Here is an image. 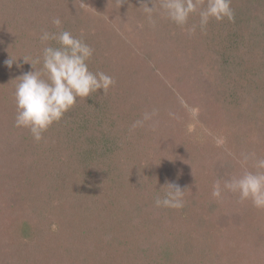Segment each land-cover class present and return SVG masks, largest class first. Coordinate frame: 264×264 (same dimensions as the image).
Returning <instances> with one entry per match:
<instances>
[{"label": "rangeland", "instance_id": "obj_1", "mask_svg": "<svg viewBox=\"0 0 264 264\" xmlns=\"http://www.w3.org/2000/svg\"><path fill=\"white\" fill-rule=\"evenodd\" d=\"M17 1L10 2L12 10L7 12L11 14L4 17L3 7L8 10L5 5L9 1L0 0V104L5 96L14 97L19 82L16 79L32 70L31 64L23 60L25 53L29 54L25 45L30 46L33 56L39 49L42 51L44 44L39 37L43 30L52 32L56 28L52 23L56 17L61 19L62 26L65 23L72 26L67 30L73 36L92 39L91 46L94 50L98 48L103 56L99 62L114 61L136 71L133 84L126 82L120 72V84L127 85L132 100L145 87L152 92L150 99L155 103L157 114L140 129H132L130 125V141L134 144L125 150L129 168L127 172L119 171L122 178L126 176L129 180L127 184L123 182V191L111 189L119 198L127 196L126 203H131L130 197L137 192L148 196L151 202L145 208L150 217L146 222L150 224L145 227L137 221L136 235L119 243L115 238L111 241L115 234L109 228V219L114 210L107 206L106 196L108 193H111L109 198L115 196L109 191L110 182L88 177L89 186L75 184L71 189L70 183L75 182L72 178L65 187L61 184L63 181H58L55 174L59 179L65 175L62 162L64 156L71 154L66 143L71 136L54 123L40 142L31 133L27 138H18L16 141L22 147H13L7 139L0 138V264H264V210L253 207L250 201L239 202L238 196L230 192H225L222 200L211 195L216 180L224 181L243 171L238 163L242 153L256 152L264 156V128H261L263 133H258L250 123L251 118L242 121L239 117V108L249 100L248 95H236L234 107L227 98L235 82L238 86L249 83L248 78L258 63L253 59L251 63H243V70L225 79L211 76L208 62L210 53H216L215 47L207 46L208 42L197 44L196 34L189 35L161 15L155 17L156 27H151L142 9L147 0H76L66 3L62 15L46 11L52 0ZM152 2L149 7L154 3L159 7V0ZM231 2L235 14L241 15L240 1ZM252 2H255L249 11L252 16L264 17V0ZM201 4H206V0H201ZM41 11L46 12L43 15ZM206 30H210V22ZM209 33L205 40L214 36H208ZM18 35L16 43L14 37ZM11 57L15 61L9 68L5 61ZM201 64L207 76L194 75L195 66ZM116 88L111 87L107 93L109 105L103 103L111 109L107 110L102 129L88 130L89 134L98 136L88 149L94 144L102 145L99 139L107 131L115 142L124 140L119 150L107 142L108 149L114 153L117 149L123 154L127 137L123 138L122 127L115 119L118 102L117 96L112 99L111 93ZM151 100L146 99L143 106L146 110H135H140L143 116L151 114ZM188 107L199 108L197 121L191 118ZM252 109L247 104L243 110ZM16 111V104L9 112L2 111L0 105V121L8 119L5 125L12 126L15 134L20 129L14 126ZM190 123L195 125L192 133L187 131ZM9 129L0 127V137ZM133 133L137 134L135 138ZM80 135L82 140L87 137L85 131ZM214 136L225 137L226 144L217 147ZM86 141L89 142L88 138ZM29 160L33 166L27 167ZM20 162L23 166H19ZM71 168L70 174L78 170L76 162ZM50 177L59 182L58 189ZM170 182L187 190L184 201L188 207L179 209L182 213L178 216L182 218L186 212L188 218L180 225L171 219L164 227L153 226L154 221L171 213L157 211L156 214L151 210V205H154L152 209L157 207L150 194L161 196L167 190L162 187ZM77 188H82V192ZM68 193L77 194L76 206L66 201L61 204ZM136 202L143 204L141 199ZM137 215L142 217L140 212Z\"/></svg>", "mask_w": 264, "mask_h": 264}, {"label": "trees", "instance_id": "obj_2", "mask_svg": "<svg viewBox=\"0 0 264 264\" xmlns=\"http://www.w3.org/2000/svg\"><path fill=\"white\" fill-rule=\"evenodd\" d=\"M7 1H9V4L5 6L9 8L8 10H6V8L3 7V11H5L6 13V16L4 17H8L11 14L7 12L9 11V9H11V6H12L10 2L15 3L17 0H7ZM74 1L76 0H52L53 3L49 2V6L46 8V11L49 13H53L54 15H62V13L64 12V8L66 6V3H73ZM239 1L242 7L239 8L238 10L242 12V14L241 15L235 14L236 10H234L235 16H234V20L232 21H229L228 19H224L222 21L211 19L210 20V30L201 31L199 28V16H197V14H193L191 16L192 17L191 21L193 22H189L186 27H190L192 25L197 26L196 31L194 33L199 37V42L197 44H200L202 42L201 45H203L205 44V42H208L207 46L213 45L215 47L214 49L216 53H214L213 55L212 53H210L211 56L208 62L209 65L211 64V67H208V69L211 70L210 71L211 76L216 75V76H219L220 78L224 77L225 79L231 76L235 71L243 70V68H241L243 63L245 64L251 63L252 59L258 63L257 66L255 67V70L252 71L251 77L248 78L249 83L245 86H240V85L238 86L235 82L233 84V91L229 92V97L227 98H228V101H231V103H233V107H234V104L236 102L235 101L236 95H248L249 100L245 101L244 105L239 108V111H240L239 117L242 119V121L245 120L247 117L251 118L252 121L250 123L254 125L253 129L256 130L258 133H263V130L261 128H264V19H263L264 17L263 16L260 17L259 15L252 16L253 13L249 12L250 10H253V5L255 4V2L254 3L252 2V0H247L249 3L247 1L245 3V0H239ZM147 2H148L147 4H151V5L153 3L152 0H147ZM1 3L3 4V2ZM22 3L23 1L20 3V5ZM238 4L239 3L236 2L234 6L237 8ZM61 5L63 6L61 7ZM231 7L233 9L232 2H231ZM256 7L258 10H261L258 6ZM0 8L2 7L0 6ZM46 11H41L40 14L44 15ZM15 16L18 17V14L15 13ZM245 25H247L245 29H249L250 32L245 31V29H243ZM67 28L71 29L72 26L69 23H65L64 26H62V29L67 30ZM51 30H53L52 32L58 31V29L56 28H53ZM207 33H209L208 36L211 34H214V36L212 38H208L205 40V36ZM219 33H221V36H218ZM194 34H192V36ZM75 37L83 38L84 41L91 46L90 41L92 39L90 40L89 38H85L82 36H75ZM14 38H15L14 39L15 42L18 43L19 35L18 37H14ZM201 39H204V40L201 41ZM48 43L54 47L59 46L58 44H56L55 41H49ZM193 47L195 49H198L199 46L195 45ZM24 48L25 50L26 49L29 50V54L25 53L26 54L25 58L28 57V59H32L34 62L35 69L31 67L32 68L31 71H35V70L41 71L42 70V51L41 49L37 51V49L35 48L34 51H37V54L36 56H33L30 46L25 45ZM38 58L40 59V63H35V61ZM102 59H103L102 54L100 53L99 49L96 48L94 50L93 56L88 61V63H90L89 68L93 72L103 71L104 73L113 77V79L115 80L114 86H117V88L115 89V92L112 91L111 93L112 99L114 95H116L117 96L116 101L118 102L115 104L118 109L117 110L118 113L116 114L115 119L119 122L120 126L122 127V130H123L122 135L125 136L123 138L127 137V142L123 144V146H125V148H123V154L118 153V150H119L118 147L122 145L121 143H123L124 140L119 139L115 142V138L110 134V132H107V131L106 132L103 131L104 133L100 131V133H102V137L99 139V142L102 145L94 144L93 146L94 149L93 148L88 149L89 145L91 146L93 142L96 143V140L98 137L96 134H89L88 130L93 129L96 131V129H99V128L102 129L101 125L104 124V119L106 118V114H108L107 110L109 109L110 111L111 109V107H109L108 109L106 108V105H109L108 104L109 96L107 94L104 95L103 90H100L99 92L93 93L91 96L85 99H79L76 105L65 114L63 119L55 123L56 125L59 124V127L61 128V130H66V133L68 136H71L70 137L71 139L66 141L67 145H69L68 152H70L71 154H68V156L67 155L64 156L63 162H62V169H64L66 176L64 175L62 176V178L59 179L57 174H55V177L58 178V181L59 180L63 181L64 184L63 183L61 184L64 185V187L67 185V183L71 182L70 180L72 178L75 182L70 183L71 189H72V186L75 184L76 185L86 184L89 186L90 180L88 177H93V179L100 177L103 180V182L108 179V182H110V184H108L110 186L109 191L112 192L115 196L113 198H109L111 196V193H108V195L106 196L107 198L106 203L108 204L107 206L109 208H113L114 210V214L110 216V219H109V222L111 223V227H112V228L111 227L109 228L112 229L114 231L113 234H115V236L112 237L111 241L113 242V239L115 238L114 240L119 243L120 241L122 242L123 240L126 241V239H129L131 235H136L134 231L138 230L136 229L137 221L142 222L145 225V227H146V224L148 226L150 224V222L149 223L146 222L148 220L147 218H150L146 215L148 209L146 210L145 208V205L149 204V201H150V199H148V196L146 197L144 196V194L137 192L136 194L132 195L133 197L132 196L130 197L132 198V202L126 203L124 199H126L127 196H123L119 198L116 195L117 193L115 194V191H118V193L119 191H123V188H121L123 182L127 184L129 180V178L127 179L126 176L122 178L121 172L119 171L123 170V172H127L129 168L128 159H127L125 150L129 148L130 145L134 144L133 142L130 141V138L132 135V129L130 128V125H132L137 120H142L144 117L140 113V110H135V109H139V108L144 109L143 108V106L145 105L144 103L146 99L151 100L150 98L152 97L151 96L152 92L148 89V87L147 88L145 87V90H142L139 96L136 99L132 100L131 99L132 92L128 90L127 85L120 84L121 82L120 72L122 73V76L126 82H129V84L130 83L133 84L132 80H134L137 76L136 71L128 68L125 65L115 63L114 61L99 62ZM195 67H196V70H195L194 75H197V76L200 75V77L208 75V74H205L206 71L203 70L204 69L203 64L195 66ZM4 98L5 99L3 100V103L0 104L2 106V111L9 112V109L14 108L15 98L7 97V96H5ZM106 99H108V101H106ZM104 102L106 103V105L103 104ZM247 104H249V106H253V109L244 111L243 109L246 108ZM154 105H155L154 101L151 100V105H150L151 112L155 110ZM248 112H250V114H248ZM123 116L126 119H124ZM7 120L8 119L3 121L2 119L0 121L1 128L10 127V129L6 131V133L4 134L5 136H1L0 138L4 137L2 139H7V142L11 144V146L13 147H15L16 145H18L19 147H22V144L21 143L18 144L19 142H17L16 140L18 138L22 139V137H25V138L29 137L30 131L27 128H25V130L22 131V127H21L19 130H17V133L15 134L16 131L13 129L12 126L5 125ZM137 129H140V128L137 127ZM81 131H85L87 133L86 135L87 137L85 138V140H82L81 135L80 137L78 136L79 133H81ZM134 135H137V134L133 133L132 137L135 138ZM87 138L89 142L86 141ZM24 141L26 140L24 139ZM107 142H110V145H109L110 147H116L118 149V150L116 149L117 151L116 153H114L111 148L108 149ZM25 146L28 147L27 143L25 144ZM37 148H38L37 150L39 151L40 148L39 147ZM69 159H70V162H69ZM75 162H76V165L78 166V170H75L74 172H72V174H70L71 173L70 171L73 168V166L71 168V164L73 165V163ZM27 163H26L27 167H29L30 165L33 166L32 160H29ZM125 164H127V166H125ZM19 166H23L21 162ZM49 180L52 181L53 185H55L54 183L56 179L51 178ZM58 181H56L57 189H58V184H59ZM77 189H78V192H82L81 191L82 188H77ZM111 189H115V191ZM145 190L147 191V188ZM164 192L165 190L162 191L161 196H163ZM159 193L160 192H158V194ZM154 194L152 195L150 194V197H152L151 198L152 200H155L156 196ZM139 199L142 200V203L144 199L146 201L142 205H139L136 202ZM65 201L67 203L69 202L71 205L76 206L78 202L77 194H74V195H71L70 193L66 194L65 200L64 201L61 200V204L64 203ZM153 206L154 205H151L150 209L155 210L156 214H158L157 211H162V213L163 212L171 213L169 216L164 215L162 218L158 219L157 221H154L156 222V224H153V226L155 225L159 226L160 224H162L161 226L164 227V225L168 224V222L171 221V219L176 224L180 225L181 223H183V220L185 221L188 218L186 216V214L188 213L186 212H183L182 218H179L178 216L180 212L178 211L179 209H176V212H175L173 208H163V207L158 208L157 207V208L152 209ZM184 207H188L185 201H184ZM86 209L88 211L89 207ZM139 212L142 214V217H137L138 216L137 214ZM131 217H132V222H131ZM139 218H143V219L140 220ZM105 226L108 227L109 224L108 225L105 224ZM142 230L144 231V233L147 232L144 229ZM142 230H140V232ZM155 231H160V230L155 228ZM167 240H168V237H166L165 241ZM145 246L146 244H144L142 247H145ZM142 250H144V248H142Z\"/></svg>", "mask_w": 264, "mask_h": 264}, {"label": "clouds", "instance_id": "obj_3", "mask_svg": "<svg viewBox=\"0 0 264 264\" xmlns=\"http://www.w3.org/2000/svg\"><path fill=\"white\" fill-rule=\"evenodd\" d=\"M148 23L155 28V17L161 15L177 26L184 28L192 35L196 25L186 27L193 14L199 16V28L206 30L211 19L222 21L227 18L234 20V11L231 0H159V7L154 3L149 7L142 5ZM58 29L56 32L43 30L40 41L45 46L42 49V70L24 73L17 78L19 82L15 87L16 116L15 127L27 128L33 139L40 142L44 133L54 124L63 119L65 114L72 109L78 99H85L93 93L103 90L106 95L115 85V80L103 71L90 70L88 61L93 56L94 49L83 38H77L71 32L62 29V21L56 17L52 20ZM55 41L58 47L50 45ZM34 67V62L23 58ZM14 58L5 61L11 68ZM35 63H40L38 58ZM188 112L193 121L198 120L199 108L188 107ZM156 110L151 114L145 113L142 120L132 124V129L144 126V122L151 120L156 115ZM195 125L190 123L187 131L192 133ZM216 146L226 144L223 136L213 137ZM238 163L243 171L233 175L227 180H216L212 186L211 195L216 200H222L225 192L236 194L239 202L250 201L253 207L264 210V156L256 152L242 153ZM163 196L155 197V206L160 208L181 209L184 207V196L187 190L175 183H168Z\"/></svg>", "mask_w": 264, "mask_h": 264}]
</instances>
